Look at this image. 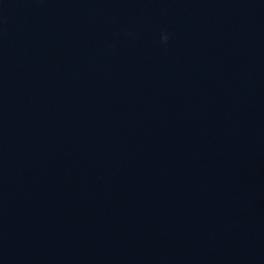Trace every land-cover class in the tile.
Returning <instances> with one entry per match:
<instances>
[{"label":"water","instance_id":"water-1","mask_svg":"<svg viewBox=\"0 0 264 264\" xmlns=\"http://www.w3.org/2000/svg\"><path fill=\"white\" fill-rule=\"evenodd\" d=\"M0 264H264V0H0Z\"/></svg>","mask_w":264,"mask_h":264},{"label":"clouds","instance_id":"clouds-1","mask_svg":"<svg viewBox=\"0 0 264 264\" xmlns=\"http://www.w3.org/2000/svg\"><path fill=\"white\" fill-rule=\"evenodd\" d=\"M170 39V34L167 30H164L162 33V41L167 43V41Z\"/></svg>","mask_w":264,"mask_h":264}]
</instances>
